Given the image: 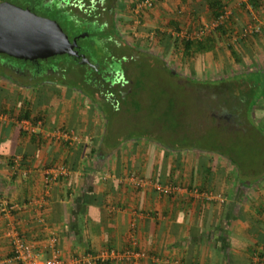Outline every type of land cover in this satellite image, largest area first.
<instances>
[{
    "label": "crops",
    "instance_id": "obj_1",
    "mask_svg": "<svg viewBox=\"0 0 264 264\" xmlns=\"http://www.w3.org/2000/svg\"><path fill=\"white\" fill-rule=\"evenodd\" d=\"M205 4L157 0L154 13L177 7L199 17L196 8ZM56 83L28 97L13 89L0 100V203L15 207L0 212V264H15L6 261L7 232L14 229L42 258L57 247L64 264H134L77 260L111 248L142 252L137 264H264V176L255 180L208 149L181 155L143 139L115 146L108 97L100 106L94 91L85 95ZM25 111L30 118L19 119ZM130 173L184 189L160 195L148 183L136 186Z\"/></svg>",
    "mask_w": 264,
    "mask_h": 264
},
{
    "label": "rangeland",
    "instance_id": "obj_2",
    "mask_svg": "<svg viewBox=\"0 0 264 264\" xmlns=\"http://www.w3.org/2000/svg\"><path fill=\"white\" fill-rule=\"evenodd\" d=\"M117 1L119 0H75V5H71L70 0H17L16 4L22 7L31 6L38 14L62 20L66 30L81 35L78 42L83 46L86 55L91 59L100 57L101 65L107 66L110 62L114 66L119 63L113 61L117 60L115 56H127L125 61L130 62V68L127 67L128 76L119 81L117 78L112 79L110 85H104L105 88L101 90L93 89V85L82 82L83 78L87 79L91 72H94L90 71L85 63L75 62L70 55L60 54L41 62L42 68L55 66V71L62 74L61 80L75 91L85 95L88 94L86 90L89 93L94 91L99 97L95 98L96 104L103 106V101L108 97L106 103L110 102L113 106L106 112L107 130L111 133L110 131L116 129L118 135L113 141L117 144L148 140L165 144L167 149L174 148L181 155L196 149H208L216 153V150H225L222 154H231L234 166H237L238 162L242 164L238 166L241 173H247L255 180L263 177L264 134L254 136L257 131H253L252 124L256 126L258 123L261 125L260 129L263 126L264 130V99L259 101L261 104L253 107L251 114L256 122L249 119V127L245 124L247 120L241 116L240 109L233 111V115H237L234 116L231 131L214 115L220 113L222 107L228 109L224 104H220L224 96H219L221 89L216 86L220 79L232 78L233 74L241 73L248 67H264V12L248 11L236 3L238 0H229L228 9L232 11L233 17L227 23L226 29L230 37H216V47L214 46L213 50L195 53L193 57L188 58L182 55L181 37L185 34L191 38L206 35L214 26L211 14L208 16L203 12L206 10L204 5L197 6V17L177 7L173 13H154L157 8L155 2L145 8L146 11L139 17L140 11L136 12L137 10L132 8L140 0H124V8L114 12L113 6ZM47 6L52 9H46ZM55 9H59L62 16H56ZM155 14H162L158 16L159 20L155 19ZM113 19L117 27L114 33L111 32ZM173 21L177 23L179 31H176ZM249 23H258L260 31L248 34L242 39L243 31ZM228 44H233L237 54L231 53ZM110 53L114 55L112 58ZM0 57L5 56L0 54ZM103 57H106L105 61ZM137 64H142V67L146 64L151 69L149 81L144 79L137 83L136 77L140 76L141 70ZM121 67L124 68L122 64ZM206 77L213 80H206V85L198 82ZM166 83L172 87L170 95L179 104L177 116L167 110L164 105L167 97L159 93L161 85ZM111 86L113 90L108 88ZM99 92L102 93L101 97ZM129 92L134 95L129 96ZM23 94L28 97L30 92L23 91ZM232 95H238V90L234 89ZM134 101H137V105ZM174 117L180 119L185 126L180 133H175L178 121H175ZM161 119L164 127L157 125H160Z\"/></svg>",
    "mask_w": 264,
    "mask_h": 264
},
{
    "label": "trees",
    "instance_id": "obj_3",
    "mask_svg": "<svg viewBox=\"0 0 264 264\" xmlns=\"http://www.w3.org/2000/svg\"><path fill=\"white\" fill-rule=\"evenodd\" d=\"M0 1H2V0H0ZM7 1H10V2H12L14 4H16V2H17V0H7ZM228 1L229 0H205V3H206L205 7L208 10H210V12H211V16L210 17H212L213 21L218 20L220 16L224 15L225 11L229 8V2ZM232 1H236V0H232ZM155 2H157V0L154 1L153 3H155ZM238 2H236V3L240 7L245 8L248 11L251 10V11H254V12H257V13L260 10H262L263 7H264V0H247V3L238 0ZM135 6H136V4L133 5V8H132L133 10L135 9L134 8ZM24 7H28L29 9L34 11L33 7H31V6L30 7L29 6H24ZM45 8L46 9H52V7H50V6H47ZM120 8H123V5L120 6V4L118 2H115L114 6H113L114 12H116ZM145 11H146L145 9H142L140 11V13L138 14V16L141 17L144 14ZM54 12H55L54 14L56 16H62V14H60V10L59 9L58 10L55 9ZM39 15L45 16L43 14H39ZM45 17H48V16H45ZM232 17H233V13L231 11L227 16H225V18L219 20L218 24L216 26H214L212 28V30H210L209 33H207L206 35H200V36H198L196 38H191L187 34L182 36L181 39H180V43H181L180 47L182 49V55L186 56L188 58H191V57L194 56L195 53L211 51V50H213V48L215 46L214 45V40H215L216 37H219V36L222 37L223 35H226L225 37L229 38L230 35H229V33H227L226 27H227V23H229V21H231ZM49 18L52 19L53 17H49ZM130 18H132V17H130ZM55 19L56 18H54V20ZM56 21L60 24V26L62 27L63 31L65 33H67L69 38H71L72 35H76L77 34L75 32H72V30H70L71 32L66 30L64 28V25L62 24L63 23L62 20L59 21L58 19H56ZM142 21H143V19L141 18L140 22H142ZM67 22H68V20H67ZM112 23H113V26L111 27V32L114 33L117 30L116 29L117 27H116L114 19L112 20ZM173 24L176 25V31H179L180 29L178 28L177 23L173 21ZM258 32H255V33H258ZM178 33L179 32H177V35H178ZM255 33H252V34H255ZM247 35L242 36V39L245 38ZM176 40H177V37L175 39L174 44H176ZM227 46H228L229 50L231 51V53L233 55L237 54L236 51L234 50L233 44L232 45L228 44ZM137 67H140V69H141L140 73H139L140 76L137 75V77H136V81H138L137 83H139V82L141 83V81L144 80V79H148V81H149V79H150L149 76L152 75L151 69H149V67L146 66V64H144L143 67H142V64L141 65L137 64ZM128 68H130V66H128ZM128 68H127V66H125L124 68H118L117 70H119L121 72H125L126 76H128V73L126 72V71H128ZM232 76H233L232 78L229 77V78H225V79H220V81L217 82L218 85H216V86H219V84L223 83V87H226L228 89L227 90L228 93L224 94V96H222V99L220 100V104H224L232 112L234 110H239L240 109V111L242 112L241 116L244 117V120H247L245 124L247 125V127H249V124H250L249 123V119H253V121L256 122V120L253 118V116L251 114L253 107L258 105V104H261L262 102H259V101L264 99V67H252V68L248 67L243 72L237 73V74H233ZM140 77H142V78H140ZM209 79L213 80L210 77H206L203 80L200 79L198 81L197 79H194V81H198V82H201V83L206 85V80H209ZM147 83H149V82H147ZM161 84H162V82H161ZM207 86L214 87L215 85H207ZM143 87H145L144 84H143ZM108 88H111V90H113L112 86L108 87ZM171 88L172 87L170 85H168L167 83L164 86L161 85V87L159 88V93L162 96H166L167 97V99H166V101L164 103L165 107H167V110L169 112L171 111L174 114V116L175 115L177 116V115H179V114H177V109L179 108V106H178L179 104H177L176 101H174L175 99L170 95V93H172ZM234 89L238 90V95H236V96L232 95ZM110 92L112 93V91H110ZM128 95L129 96L130 95H134V93H130L129 92ZM231 96L233 98H231ZM118 100H120V98H118ZM134 102L137 105V101H134ZM108 104L110 105V107L113 106V104H111L110 102H108ZM37 117H39V116H37ZM239 117H240V115H239ZM18 118L19 119H21V118H30V112L29 111H25L22 114L18 115ZM174 120L178 121V123H177L178 127L175 126V129H176L175 133H180L185 126H184V124L182 123V121L180 119H178V118L175 119V117H174ZM179 120H180V122H179ZM161 121H162V119L160 120V125L159 124H157V125L160 126V127H164L162 125L163 123H161ZM153 125H155V124L153 123ZM252 126H254L253 127V131L254 130L257 131V132H254V136L256 134H262V133L264 134V130H262L263 126H262L261 129H260L261 125H258V123H257L256 126L253 125V124H252ZM259 131L261 133H259ZM196 137H197V134H196ZM154 143H156V142H154ZM117 145H115V146H117ZM158 145L161 146V147L163 146V148H166L164 146L165 144H158ZM226 146H228V145L226 144ZM210 148H212V147H210ZM226 148H228V147H226ZM226 148H224V149H226ZM171 149H174V148H171ZM216 151L220 155H224L225 157H229L227 159L229 161H231L232 164H234V159H233V157H231V154H227V153L222 154V152H224L225 150H223L222 152H220V150H216ZM236 159H237V161L239 160V158H236ZM240 165H242V164L240 162H238L237 163V167L240 166ZM132 174L137 175L135 173H130L128 175V177H130V175H132Z\"/></svg>",
    "mask_w": 264,
    "mask_h": 264
},
{
    "label": "water",
    "instance_id": "obj_4",
    "mask_svg": "<svg viewBox=\"0 0 264 264\" xmlns=\"http://www.w3.org/2000/svg\"><path fill=\"white\" fill-rule=\"evenodd\" d=\"M77 35L70 39L60 24L39 15L28 7L0 1V53L23 59H46L60 54L80 56V63H89L76 49Z\"/></svg>",
    "mask_w": 264,
    "mask_h": 264
},
{
    "label": "flooded vegetation",
    "instance_id": "obj_5",
    "mask_svg": "<svg viewBox=\"0 0 264 264\" xmlns=\"http://www.w3.org/2000/svg\"><path fill=\"white\" fill-rule=\"evenodd\" d=\"M75 36H77V34L72 35L70 39H72ZM79 37L80 36H78L77 38V46L74 49H76L79 54H84L85 57L88 58L89 63H85V64L89 67L90 71L93 70L94 72V73L91 72L90 76L87 77V79L84 80L83 78V81H82L83 83L85 82V84L87 85H93V89L97 88L99 85L100 90H101L105 88L104 85L106 84L110 85L112 79H115V78H117L118 80L124 79V77L126 76L125 72H121L117 69L122 68L121 64L124 67L125 66L128 67L130 65L129 60L125 61L127 59V56H125L124 54L115 56L114 58H117V60H113V61H116L119 63L114 66L110 62L108 64L109 66L108 65L106 66L104 64L101 65L100 57L98 58L99 60L97 58H92L94 59L92 60L91 57H88L86 55V53L83 50L84 49L83 46L80 45L78 42ZM0 54H3L5 56V57H0V100L2 99L6 100V98L11 95L10 91L13 89L14 90L18 89L22 92L28 91L30 92L31 95H39L40 93H42L41 92L42 89H45L44 87L45 83L54 82V81L57 82L56 84L66 83L61 80L62 74H59L57 71H55V66L51 65V66H45L44 68H42L43 66H41V62L48 58L23 60V59L9 56L4 53H0ZM70 56L75 62L82 64L80 63V56L79 57H75L73 55H70ZM113 56L114 55L110 53V58H112ZM103 59L105 61L106 57H103ZM130 59L133 60L131 57ZM58 76H60V78ZM114 85L115 84H113V86ZM67 86H68V83H67ZM219 86L221 89L219 92L220 93L219 96L228 93L226 90V87H223V83L219 84ZM86 92L88 93L89 91L86 90ZM227 110L226 108L222 107V110L220 111V113L215 114L214 116L217 119H220L221 121H223L222 122L223 125L227 126L228 131H231L233 129L231 124H233L234 119H235L234 116H236L237 114L233 115L234 113L231 110L229 112ZM243 131H245L244 128H243Z\"/></svg>",
    "mask_w": 264,
    "mask_h": 264
},
{
    "label": "built area",
    "instance_id": "obj_6",
    "mask_svg": "<svg viewBox=\"0 0 264 264\" xmlns=\"http://www.w3.org/2000/svg\"><path fill=\"white\" fill-rule=\"evenodd\" d=\"M156 0H140L136 3L135 10L136 12L141 11L142 9L149 8L152 6L153 2ZM247 3V0H240ZM71 5H75V0L70 1ZM230 9H227L224 13V15L220 16L218 20L213 21L214 26H216L219 22V20L225 18L230 13ZM213 26V27H214ZM260 30V25L258 23H249L247 26V29L243 31L242 36H245L247 34H252L255 32H258ZM24 129H28L29 122L23 123ZM63 171V167L60 166L55 167L51 173V178L55 179L57 174ZM128 179L136 186H143L144 184L148 183L152 186V188L159 193L160 195L168 196L172 195L174 193H178L179 191H182L184 189V186L170 183V182H162L160 180H146L143 177H140L138 175H130ZM195 194H203L205 198L210 200H220L222 201L223 198L221 197H215L212 192L206 191L203 193H199L198 189L194 188L192 190ZM15 207L12 204L7 203H0V212L4 214H10L11 211ZM8 236H11L12 238V249L11 254L6 258V261L9 263H15V264H64V261L60 255V251L57 247H52L51 254L45 258H42L39 256V253L35 250V247L32 243L25 240L21 236L18 235V233L14 230H9L7 232ZM55 241V238H53ZM143 256L142 252L136 251L134 249H125V250H117V249H108L101 251L98 254H91L86 253L81 256V259H77L80 262L85 263H94L96 261H105V260H118V259H125V260H132L134 264H137V259Z\"/></svg>",
    "mask_w": 264,
    "mask_h": 264
}]
</instances>
